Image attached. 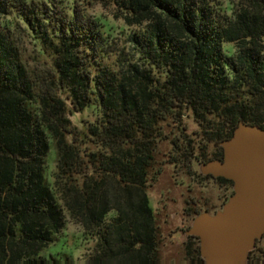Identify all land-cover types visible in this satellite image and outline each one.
<instances>
[{
    "label": "trees",
    "instance_id": "1",
    "mask_svg": "<svg viewBox=\"0 0 264 264\" xmlns=\"http://www.w3.org/2000/svg\"><path fill=\"white\" fill-rule=\"evenodd\" d=\"M112 2L134 28L127 51L78 12L68 19L46 4L0 0V264H59L39 252L64 227L63 211L96 239L86 264H162L147 189L163 166L203 156L207 143L221 161L240 124L264 129V0H238L231 15L218 0ZM12 14L50 54L48 75L34 78L22 62ZM87 107L96 118L78 129L69 115ZM188 114L199 142L186 132ZM183 250L179 264H205L197 237ZM250 253L245 264H264V249L261 261Z\"/></svg>",
    "mask_w": 264,
    "mask_h": 264
},
{
    "label": "rangeland",
    "instance_id": "2",
    "mask_svg": "<svg viewBox=\"0 0 264 264\" xmlns=\"http://www.w3.org/2000/svg\"><path fill=\"white\" fill-rule=\"evenodd\" d=\"M36 5L46 4L53 11V15H62L72 18L73 12L84 15L87 20H97L109 31L112 42L119 48H128L127 38L134 28L124 25L122 19L115 18L113 0H27ZM221 8L225 9L226 15H231L238 0H218ZM7 20H17L18 46L21 60L31 72L32 77L37 78L51 73V56L46 52L42 55L37 46L34 35L18 20L14 14ZM223 50L228 55L235 51L234 45L225 43ZM112 57L108 63L112 61ZM96 118L95 110L87 107L79 113L69 115L73 126L83 129ZM184 125L186 132L196 142L199 138L197 124L192 116L185 117ZM219 145L207 143L204 155L199 156L195 152L192 159L186 163L178 162L176 165L165 164L161 175L156 183L147 189L149 204L158 219L162 232L161 259L162 264H179L184 259L183 243L186 241L188 232L193 227L199 216L207 215L214 217L223 214L224 210L231 205L234 195L233 187L229 184H219L215 176H206L205 169L210 162L220 161L216 155ZM169 147L163 144L161 150L167 151ZM211 160V161H210ZM210 161L209 163H207ZM222 161V160H221ZM57 154L55 143L48 139V151L44 161V180L52 187L53 173L56 170ZM188 210V211H187ZM198 211L200 215L193 214ZM65 225L55 236L54 241L42 248L39 255L45 259H54L59 264H86L96 244V239L84 233L83 229L71 221L67 213L63 211ZM114 212L109 213V217ZM262 237V236H261ZM253 241L252 246L245 252L244 258L235 264H245L248 252L252 258L261 261L264 249V238Z\"/></svg>",
    "mask_w": 264,
    "mask_h": 264
},
{
    "label": "water",
    "instance_id": "3",
    "mask_svg": "<svg viewBox=\"0 0 264 264\" xmlns=\"http://www.w3.org/2000/svg\"><path fill=\"white\" fill-rule=\"evenodd\" d=\"M222 161L211 162L206 175L233 183L231 205L223 214L199 216L189 230L200 242L205 264H235L264 233V129L240 124L222 143Z\"/></svg>",
    "mask_w": 264,
    "mask_h": 264
}]
</instances>
